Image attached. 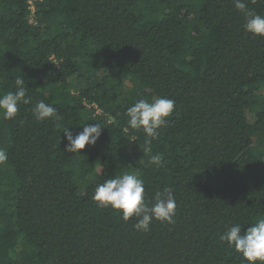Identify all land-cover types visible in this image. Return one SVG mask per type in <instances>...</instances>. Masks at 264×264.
<instances>
[{
	"label": "trees",
	"instance_id": "16d2710c",
	"mask_svg": "<svg viewBox=\"0 0 264 264\" xmlns=\"http://www.w3.org/2000/svg\"><path fill=\"white\" fill-rule=\"evenodd\" d=\"M245 22L234 0H0V95L19 77L31 97L0 114V264H246L220 239L264 218V37ZM158 97L175 109L152 139L126 110ZM41 100L60 119L37 121ZM86 123L96 144L65 151ZM126 172L149 204L172 189L174 224L97 206Z\"/></svg>",
	"mask_w": 264,
	"mask_h": 264
},
{
	"label": "clouds",
	"instance_id": "9594fccd",
	"mask_svg": "<svg viewBox=\"0 0 264 264\" xmlns=\"http://www.w3.org/2000/svg\"><path fill=\"white\" fill-rule=\"evenodd\" d=\"M234 6L245 13V31L254 36L264 37V15L249 10L244 0H234ZM14 85V91L0 95V114L8 120L16 117L21 103H31L24 80L17 77ZM174 109L175 102L170 98L158 97L151 102L141 98L127 108V123L131 128L142 130L147 137L155 139L159 135L158 130L168 123L167 118L172 115ZM32 111L37 121L60 119L57 109L43 100L38 101ZM63 132L67 140L65 151L80 155V151L85 149L86 145L96 144L102 134V126L98 123H86L83 130L75 135L70 127H66ZM7 160V152L0 149V164ZM151 162L160 164L161 155H153ZM92 200L100 208L118 210L124 221L136 218L137 223L134 227L137 231H149L154 220L175 223L177 204L172 189L164 188L162 192H157L153 202L149 204L145 196L144 181L138 173L126 172L117 178L105 179L96 186ZM220 239L233 246L246 264H264V218L243 231L239 224H235L224 232Z\"/></svg>",
	"mask_w": 264,
	"mask_h": 264
}]
</instances>
